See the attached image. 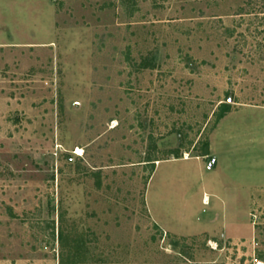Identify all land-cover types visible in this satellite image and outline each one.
Segmentation results:
<instances>
[{
    "label": "rangeland",
    "instance_id": "rangeland-1",
    "mask_svg": "<svg viewBox=\"0 0 264 264\" xmlns=\"http://www.w3.org/2000/svg\"><path fill=\"white\" fill-rule=\"evenodd\" d=\"M0 264H264V0H0Z\"/></svg>",
    "mask_w": 264,
    "mask_h": 264
},
{
    "label": "trees",
    "instance_id": "trees-1",
    "mask_svg": "<svg viewBox=\"0 0 264 264\" xmlns=\"http://www.w3.org/2000/svg\"><path fill=\"white\" fill-rule=\"evenodd\" d=\"M230 105L223 103L221 106V113L218 114V122L229 112ZM208 147V145H207ZM208 152V150H206ZM204 155H208V153H205ZM155 165V164H154Z\"/></svg>",
    "mask_w": 264,
    "mask_h": 264
},
{
    "label": "bare ground",
    "instance_id": "bare-ground-1",
    "mask_svg": "<svg viewBox=\"0 0 264 264\" xmlns=\"http://www.w3.org/2000/svg\"><path fill=\"white\" fill-rule=\"evenodd\" d=\"M82 152H83V151H82V149H81V148H78V150H77V152H76V153H77L78 155H81V154H82Z\"/></svg>",
    "mask_w": 264,
    "mask_h": 264
}]
</instances>
